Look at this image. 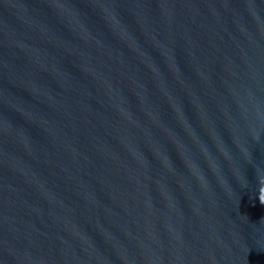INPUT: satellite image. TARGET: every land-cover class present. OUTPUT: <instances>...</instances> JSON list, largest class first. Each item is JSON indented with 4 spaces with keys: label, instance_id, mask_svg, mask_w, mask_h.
Returning a JSON list of instances; mask_svg holds the SVG:
<instances>
[{
    "label": "water",
    "instance_id": "obj_1",
    "mask_svg": "<svg viewBox=\"0 0 264 264\" xmlns=\"http://www.w3.org/2000/svg\"><path fill=\"white\" fill-rule=\"evenodd\" d=\"M0 264H264V0H0Z\"/></svg>",
    "mask_w": 264,
    "mask_h": 264
}]
</instances>
